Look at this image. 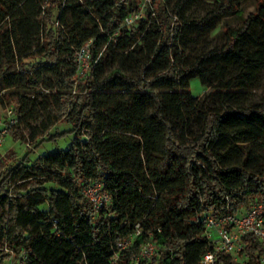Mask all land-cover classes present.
<instances>
[{
    "label": "trees",
    "instance_id": "obj_1",
    "mask_svg": "<svg viewBox=\"0 0 264 264\" xmlns=\"http://www.w3.org/2000/svg\"><path fill=\"white\" fill-rule=\"evenodd\" d=\"M244 1L151 0L127 25L137 0H0L7 136L36 147L64 121L75 134L32 161L0 154V264H200L204 214L264 203V97L251 103L250 91L264 72V0L245 17ZM193 3L201 18L186 15ZM225 16L240 24H222L223 43L207 48ZM95 180L111 196L97 212L81 193ZM244 240L248 262L219 252L214 264H261V244ZM146 243L158 250L142 259Z\"/></svg>",
    "mask_w": 264,
    "mask_h": 264
},
{
    "label": "built area",
    "instance_id": "obj_2",
    "mask_svg": "<svg viewBox=\"0 0 264 264\" xmlns=\"http://www.w3.org/2000/svg\"><path fill=\"white\" fill-rule=\"evenodd\" d=\"M137 2L140 9L125 18L127 25H132L139 19L145 18V11L151 0H137ZM89 44L90 41L85 43L77 54L79 78H84L89 69ZM15 123L13 110L7 108L6 117L0 120V146L8 134V128ZM103 187V182L95 180L82 188L81 193L92 204L94 212L106 209L111 202V196L103 191ZM201 223L205 228V236L210 249L200 257V264H214L219 252L229 254L235 262H248V255L245 251L247 241L244 240L247 234L254 235L261 244L260 263L264 264V203H251L249 208L239 216L230 214L216 217L212 212H208L201 217ZM127 244V242L120 244V247H125ZM157 250L155 244L146 243L141 247L139 256L142 259H149Z\"/></svg>",
    "mask_w": 264,
    "mask_h": 264
},
{
    "label": "rangeland",
    "instance_id": "obj_3",
    "mask_svg": "<svg viewBox=\"0 0 264 264\" xmlns=\"http://www.w3.org/2000/svg\"><path fill=\"white\" fill-rule=\"evenodd\" d=\"M207 7V6H205ZM204 7V8H205ZM256 4L254 0H245L242 4L243 16H247L250 12L255 10ZM186 15L192 19H198L203 16L202 7L199 4H188L185 7ZM219 25L209 34H205L204 39L207 48L213 46H219L223 43V33L221 26L222 24H228L231 27H237L240 24V20L233 16H225L219 20ZM189 90L192 96L201 99L204 93L209 89L205 88L199 78H192L189 82ZM251 91V103H258L264 97V72L259 74V79L256 83L250 86ZM6 117V109L0 108V120H4ZM72 126L68 122H59L50 131L52 135H57L54 139H45L44 141L39 140L38 145L34 147L36 143H28V145L21 144L19 141L13 140L10 136H6L0 146V154H5L6 152L12 150L16 155H25L28 151L30 160H34L37 157L45 156L49 153H55L58 151H66L73 139L75 134L70 132ZM15 259H10L4 264H17Z\"/></svg>",
    "mask_w": 264,
    "mask_h": 264
}]
</instances>
